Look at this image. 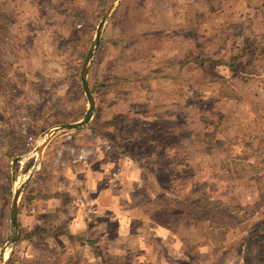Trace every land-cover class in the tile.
Listing matches in <instances>:
<instances>
[{
  "label": "rangeland",
  "instance_id": "obj_1",
  "mask_svg": "<svg viewBox=\"0 0 264 264\" xmlns=\"http://www.w3.org/2000/svg\"><path fill=\"white\" fill-rule=\"evenodd\" d=\"M52 1L55 9L48 14H39L38 9L35 11L36 3L32 7L35 23L32 28L38 33V40L32 48L45 58L59 59V68H73L77 74L79 48L80 56L82 49L87 51L94 39L96 25L113 0ZM246 1L249 5L252 0ZM2 2L0 0V50L2 44L11 42L15 34L13 16L7 18L11 21L10 31L5 27ZM157 2L124 0L130 11L128 25L131 26L130 21H133V27L129 28L132 36L112 44L108 40L113 37L109 30L105 36L107 40L99 43L95 49L96 62L91 69L90 81L99 82L103 87L96 86L93 91L98 107L94 117L96 120L91 121L90 128L110 142L97 146V150L104 153V158L114 166V171H107L105 179L114 185V190L120 191L122 177L119 165L126 162L124 157H127L138 164L142 175L139 188L131 189L130 196L135 199L139 197L142 201L149 200L148 210L153 217L158 216L157 210L165 212L164 220L159 218L165 225L170 223L169 217L174 214L171 206L183 211L187 219L176 221L182 224L180 231L187 248L180 252L179 260L182 263L173 261L174 264H225V261L226 264H240V256L252 259L251 264H264V170L259 168L254 171L249 165L246 167L244 163L235 162L238 156L227 154L230 142L220 140V130L213 125V121H220L222 101L233 100L238 94L228 84L234 83V79L231 75L222 74L221 64L214 66L221 59L214 62L213 53L207 51L205 44L195 47L182 45L178 52L172 43L167 44L166 51L170 56L158 64L152 54L157 52L159 45L147 36L155 29L147 26L156 21ZM71 13L72 31L76 32L70 35L71 25L67 26V17ZM158 14L165 21L170 17L168 12ZM25 15L22 19H25ZM109 21L110 18L105 25L108 29ZM238 48L237 54L245 55L252 72L239 77L241 82L264 84V47L253 50V45L247 42L238 44ZM49 61L48 67H58V62ZM257 72L263 76L257 77L254 74ZM156 73L164 77L158 79ZM71 78H59V83H64L67 89L64 93L59 91V84L52 85L50 91L39 89L38 93H31V99L34 96L33 100L37 101L31 110L38 115L39 132L82 117V105L61 109L56 105H61L65 98H69L68 102L82 98L83 92L79 90L68 92L69 86L72 89L74 85L72 82L69 85L66 83ZM74 82L78 83L75 79ZM19 91L15 85L8 94L13 96ZM110 103H113L116 113H112V119L103 121L101 118L105 115H100L107 113V109L103 108ZM261 131L264 132V127L257 130ZM28 139L25 144L27 151L16 160L17 168L13 167V177L9 176L7 186L15 188L24 181L35 164L36 141L31 138L30 142ZM260 143L262 145L264 141ZM106 146L109 148L105 149ZM259 146L254 140L246 146L247 159ZM66 153L70 156L68 150ZM64 154L63 151L57 155L58 164L64 161ZM41 161L42 157L33 172L39 168ZM240 178H245L244 187L235 184V180ZM12 194L9 192L8 198ZM244 194L249 196L243 198ZM8 206L9 202L0 201V247L7 244L10 237ZM260 208H263L261 213ZM190 224L192 229L197 230H192V235L196 232L192 238ZM5 251L4 257L8 253V250ZM159 252L168 258L169 253H165L161 247Z\"/></svg>",
  "mask_w": 264,
  "mask_h": 264
},
{
  "label": "crops",
  "instance_id": "obj_2",
  "mask_svg": "<svg viewBox=\"0 0 264 264\" xmlns=\"http://www.w3.org/2000/svg\"><path fill=\"white\" fill-rule=\"evenodd\" d=\"M123 1H117L108 17L110 29L105 26V22L100 44L107 40L105 36L110 31L113 37L108 40L112 44L132 36L129 28L133 27V21H130L129 26L130 11ZM1 4L5 9V27L10 31L11 21L7 18L13 16L12 28L15 32L13 40L3 43L0 50V201L9 202L10 205L13 194L8 198L9 192L14 193L23 181L13 188L6 185L7 180L10 175L13 177V167L17 168L16 160L27 151V139H34L36 147L42 140V134L54 127L39 132L38 115L31 110L37 101L33 100L34 96L31 99V93H38L39 89L50 91V87L56 84L60 85L59 91L64 93L67 90L65 84L59 83L64 76L72 77L66 82L67 85L74 83L72 89L69 86L68 92H83L79 72L87 51L82 49L80 56L79 48L77 74L73 68H59V59L45 58L32 48L38 40V33L32 28L35 24L32 7L34 5L39 14H48L55 9L54 1L3 0ZM156 5V21L147 26L155 28L147 36L159 45L152 56L159 64L170 56L166 51L167 44L172 43L174 49L177 48L176 52L182 45L205 44L207 51L213 53L214 62L215 59H221L214 66L221 64L222 74L232 76L234 83L228 84L238 94L233 100L222 101L220 121H213V125L220 130V140L230 142L227 154L234 157L237 155L235 162L244 163L246 167L249 165L254 171L259 168L264 170V143H260L264 141V132H257L264 127V84L241 82L239 77L252 72L245 55L237 54L238 44L249 42L253 50L264 47V0H252L249 5L246 0H158ZM160 12L169 13L168 21L158 14ZM24 14L25 19H22ZM67 18V26L71 25V35L73 31L76 32L72 31L73 14ZM95 56L94 51L86 73V81L94 100L92 117L83 128L55 135L44 146L39 170L33 172L18 196L16 223L19 235L4 257L6 264H174L181 262L180 252L187 248L180 231L181 222L187 218L179 207L171 206L170 210L174 214L169 217L170 223L165 225L159 220H164L165 212L157 210L158 216L153 217L148 210L149 200L142 201L139 197L135 199L129 195L131 189L139 188L142 177L141 168L134 160L123 156L126 162L119 165L122 177L120 191L114 190V185L105 179L107 171H114V166L97 148L110 142L90 128L91 121L96 120L94 117L98 107L93 91L96 86L103 87L99 82L90 81ZM50 59L58 62V67H48ZM47 68L51 70L47 71ZM156 74L158 79L164 77L160 73ZM254 74L259 78L263 76L261 72ZM54 76L60 79H53ZM15 85L20 91L11 96L8 92ZM242 93L245 94L242 96ZM68 99L65 98L61 105L56 103L58 108L82 105L84 115V96L69 102ZM103 109H107L106 114L100 115H105L101 118L103 121L112 119L116 113L113 103L105 104ZM81 118L73 119V122ZM253 140L260 146L247 159L246 146ZM74 147L88 149L92 155L84 163L73 165L66 150L70 153ZM63 151L65 159L58 164L57 155ZM240 179L235 180V184L244 187L245 178ZM248 196L244 194L243 198ZM177 219L181 222H177ZM189 221L192 223L191 219ZM189 227L192 238L196 233L192 235V230H197L192 229L191 224ZM160 247L169 253L168 258L160 254ZM240 259V264L253 262L242 256Z\"/></svg>",
  "mask_w": 264,
  "mask_h": 264
},
{
  "label": "water",
  "instance_id": "obj_3",
  "mask_svg": "<svg viewBox=\"0 0 264 264\" xmlns=\"http://www.w3.org/2000/svg\"><path fill=\"white\" fill-rule=\"evenodd\" d=\"M117 1L118 0H113V2L110 3L109 7L107 8L105 13L100 18L98 24L96 25V28H95L96 32L94 35V39L87 49V52H86V55L84 57L82 66L80 68L79 81L81 82V87H82V90L84 93L83 96H84L85 101H86V109H85L84 115L77 122L65 123V125H61V126H59V125L54 126L42 134V140L40 141V143H38V145H36V147L34 149V153H35V157H36L35 158V164H34L32 170L28 173L26 179L19 186H17V188L15 189V191L11 197L10 205H9L10 237L8 238L9 240H8L7 244L5 243L2 247H0V264H3V262H4L3 253L5 252V250L10 249L18 240L17 238L19 235V230H18L17 223H16L18 196L22 192V189L24 188L23 186L26 184V182L32 176L34 169L39 164L41 157H42V151L44 149V146L47 145L49 140L52 137H54L55 135L65 134V132L75 131V130H79V129L83 128L84 126H86L88 124V122L90 121V119L92 117V113H93V109H94V100H93V97L91 95L92 92L90 90L88 82L86 81L87 67H88V64L92 58L93 52L95 51L96 47L98 46V43L101 40V35H102V31H103L102 28H103L105 22L107 21L108 17L110 16L111 11L113 10Z\"/></svg>",
  "mask_w": 264,
  "mask_h": 264
},
{
  "label": "built area",
  "instance_id": "obj_4",
  "mask_svg": "<svg viewBox=\"0 0 264 264\" xmlns=\"http://www.w3.org/2000/svg\"><path fill=\"white\" fill-rule=\"evenodd\" d=\"M30 142L32 141L31 138L28 139ZM109 147L106 146L105 149ZM92 155L91 151L85 148H75L70 150L71 156V164L78 165L84 163L90 156ZM114 177V176H112Z\"/></svg>",
  "mask_w": 264,
  "mask_h": 264
},
{
  "label": "trees",
  "instance_id": "obj_5",
  "mask_svg": "<svg viewBox=\"0 0 264 264\" xmlns=\"http://www.w3.org/2000/svg\"><path fill=\"white\" fill-rule=\"evenodd\" d=\"M258 201H259V202L261 201V197H259Z\"/></svg>",
  "mask_w": 264,
  "mask_h": 264
},
{
  "label": "bare ground",
  "instance_id": "obj_6",
  "mask_svg": "<svg viewBox=\"0 0 264 264\" xmlns=\"http://www.w3.org/2000/svg\"><path fill=\"white\" fill-rule=\"evenodd\" d=\"M3 257H4V253H3Z\"/></svg>",
  "mask_w": 264,
  "mask_h": 264
}]
</instances>
